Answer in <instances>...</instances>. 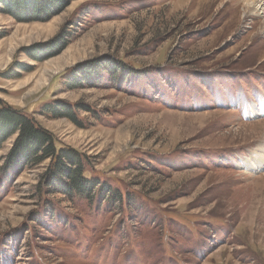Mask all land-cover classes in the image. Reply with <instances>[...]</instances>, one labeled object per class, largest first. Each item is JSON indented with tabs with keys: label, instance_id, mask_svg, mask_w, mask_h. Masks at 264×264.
Returning <instances> with one entry per match:
<instances>
[{
	"label": "rangeland",
	"instance_id": "obj_1",
	"mask_svg": "<svg viewBox=\"0 0 264 264\" xmlns=\"http://www.w3.org/2000/svg\"><path fill=\"white\" fill-rule=\"evenodd\" d=\"M259 1L60 0L34 20L0 11V100L120 197L40 194L51 161L6 171L9 138L0 264H264Z\"/></svg>",
	"mask_w": 264,
	"mask_h": 264
},
{
	"label": "trees",
	"instance_id": "obj_2",
	"mask_svg": "<svg viewBox=\"0 0 264 264\" xmlns=\"http://www.w3.org/2000/svg\"><path fill=\"white\" fill-rule=\"evenodd\" d=\"M24 1L0 0V11L34 20L40 19L42 15H51L52 10L60 5V0H31L33 5L30 2L24 4ZM26 8L29 10L25 11ZM69 110L70 108L67 109ZM70 118L72 119L71 116ZM13 136H17L16 147L10 155L6 171H21L36 167L47 160L51 161V166L38 187L40 194L43 189L49 195L59 194L69 201H74L75 198L93 201L98 191L97 194L104 201H119L117 192L105 182L85 176L84 156L74 150L57 148L52 134L39 127L33 119L14 111L0 100V149Z\"/></svg>",
	"mask_w": 264,
	"mask_h": 264
},
{
	"label": "bare ground",
	"instance_id": "obj_3",
	"mask_svg": "<svg viewBox=\"0 0 264 264\" xmlns=\"http://www.w3.org/2000/svg\"><path fill=\"white\" fill-rule=\"evenodd\" d=\"M262 4V2H260L259 0H256V2H254V8H256V6L258 5V4ZM252 10V9H251ZM254 110V109H253ZM262 111L264 112V103H263V109H262ZM252 113L254 114V115H257V116H259L260 114H262V113H258V112H256V111H252ZM261 153L263 154V157H262V155H261V157L264 159V146L262 147V149H261Z\"/></svg>",
	"mask_w": 264,
	"mask_h": 264
}]
</instances>
